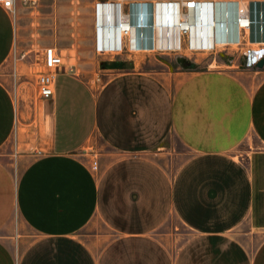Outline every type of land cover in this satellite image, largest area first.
<instances>
[{
	"label": "crops",
	"instance_id": "0c3cea01",
	"mask_svg": "<svg viewBox=\"0 0 264 264\" xmlns=\"http://www.w3.org/2000/svg\"><path fill=\"white\" fill-rule=\"evenodd\" d=\"M34 14L0 4V69L15 55L39 99L23 119L0 78V150L13 139L27 161L16 174L0 159V264H264V76L145 71L98 52L94 29L93 51L112 61L103 83L65 56L43 99V49L62 50L30 39L20 20ZM172 139L188 153L175 166L159 152Z\"/></svg>",
	"mask_w": 264,
	"mask_h": 264
},
{
	"label": "rangeland",
	"instance_id": "374dc122",
	"mask_svg": "<svg viewBox=\"0 0 264 264\" xmlns=\"http://www.w3.org/2000/svg\"><path fill=\"white\" fill-rule=\"evenodd\" d=\"M34 5H27L35 8L34 15H22L20 22L27 27V35L42 47L43 37L56 40L57 47L62 50L63 63L65 56L73 67V71L85 79L91 81L93 86H99L107 77L105 69L111 67L112 61L108 56L98 55L93 51V30L95 29V4L97 2H114L111 0H34ZM23 7L25 4L20 0ZM125 3V2H124ZM33 32L34 37L29 34ZM183 49L181 51H159L155 48L148 52L126 53L121 58L126 60V65L131 66L135 61L138 68L155 73L179 70H225L239 76L250 86L264 76V64L261 68H246L244 64L243 51L236 47L223 48L219 46L213 51L186 50L187 39H182ZM21 53H17L21 60ZM15 55L0 69V78L9 86L14 94H17L20 110L24 113V118H29L32 107L39 103L36 95V74L33 70L21 72L16 68ZM264 56V52H263ZM26 59V58H25ZM131 59V60H130ZM27 61L30 59L27 57ZM125 61V60H124ZM264 61V59L262 60ZM22 65V63H21ZM28 114V115H25ZM14 140L0 150V159L9 164L13 172L19 174L26 164L25 159L16 156ZM94 145L87 148L82 153H87L86 158L91 162L99 154V146ZM245 145V144H244ZM165 152L171 157V166L182 162L188 155L186 150L172 139L165 144ZM245 147V146H244ZM101 150V149H100ZM240 150V148H239ZM171 155V156H170ZM18 222V221H17ZM21 231H25L20 226ZM26 232V231H25Z\"/></svg>",
	"mask_w": 264,
	"mask_h": 264
},
{
	"label": "built area",
	"instance_id": "2783aa9c",
	"mask_svg": "<svg viewBox=\"0 0 264 264\" xmlns=\"http://www.w3.org/2000/svg\"><path fill=\"white\" fill-rule=\"evenodd\" d=\"M15 0H0L7 10H12ZM25 5H34V0H23ZM161 6V7H160ZM147 7V8H146ZM226 15L225 18L221 17ZM167 28L166 38H170L171 28L176 27L183 49L182 39H187L186 50L213 51L219 46L236 47L243 51L245 67L250 69L264 59V0H151L146 2H97L95 4V35L97 51L100 53H138L131 48L132 32L136 27V37L141 46L153 42L151 33L159 17ZM161 18V19H162ZM177 21V23H176ZM208 29L212 34L225 36L221 45L204 50L194 48L191 43L192 29ZM162 34L160 33V38ZM134 39V40H135ZM45 71L37 77V92L43 99L54 95L56 75L63 70V57L55 47L43 49Z\"/></svg>",
	"mask_w": 264,
	"mask_h": 264
},
{
	"label": "bare ground",
	"instance_id": "6f19581e",
	"mask_svg": "<svg viewBox=\"0 0 264 264\" xmlns=\"http://www.w3.org/2000/svg\"><path fill=\"white\" fill-rule=\"evenodd\" d=\"M146 2V1H145ZM161 7V6H160ZM147 8V7H146ZM223 18L226 17V15L221 16ZM160 16L157 23L160 21V27H155L154 30L151 32L153 34V42L150 41L147 44H139L134 37H136V27L133 29L132 32V43L131 48L135 50H147L151 51L154 48L159 51H177L180 48L181 41L179 37V33L177 31L176 27L171 28V35L170 38H166L167 28L164 27L163 22L165 20ZM177 23V21H176ZM192 37H191V43L194 48H200L204 50L211 49L212 47L218 46L222 43H224L226 40L225 36L223 35V38L220 39V36H216L214 33L212 34V31L210 28L205 29L202 28L200 30L193 28L192 29ZM160 33L162 34V38H160ZM135 39V40H134Z\"/></svg>",
	"mask_w": 264,
	"mask_h": 264
},
{
	"label": "water",
	"instance_id": "95a60500",
	"mask_svg": "<svg viewBox=\"0 0 264 264\" xmlns=\"http://www.w3.org/2000/svg\"><path fill=\"white\" fill-rule=\"evenodd\" d=\"M263 64H264V61H261V62L257 65V67H258V68H261Z\"/></svg>",
	"mask_w": 264,
	"mask_h": 264
}]
</instances>
